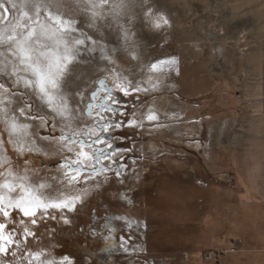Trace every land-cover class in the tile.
<instances>
[{
	"label": "rangeland",
	"instance_id": "obj_1",
	"mask_svg": "<svg viewBox=\"0 0 264 264\" xmlns=\"http://www.w3.org/2000/svg\"><path fill=\"white\" fill-rule=\"evenodd\" d=\"M126 3L128 9L118 23L98 20L92 30L71 0L63 10L84 20L85 32L116 50L115 70L129 79L147 80L141 68L146 73L150 62L176 58L172 71L153 79V90L139 93L142 102L136 94L126 96L113 89L114 122L124 121L127 109L147 107L157 110L158 120L104 133L127 167L101 161L110 163L113 171L98 173L94 184L81 181L87 195L74 209H49L48 215L56 219H38L36 225L15 210L8 218L0 214V222L15 228V234L22 232L21 219L35 233L16 258L10 252L0 255V261L27 264L32 258H22L24 254L40 252L32 264L64 255L73 264H264V0ZM148 7L162 14L168 25L157 30L144 23ZM121 25L131 36L136 60L130 59L120 39ZM84 56L93 67L81 82L86 96L79 105L84 110L80 118L95 123L96 109L87 115L90 92L101 77L113 86L108 71L112 66L100 61L99 53ZM6 79L0 77V82ZM103 95L101 89L97 99ZM4 107L0 104V110ZM12 107L8 105L9 116ZM75 120L66 117L54 130L44 128L42 135L51 142L33 141V147L26 130L9 138L0 111V184L23 183L34 195L53 200L80 194L79 186L66 191L61 184L68 171L61 167L62 157L74 158V153L59 150V143L66 142L51 140L61 131H79ZM5 194L7 190L0 188V195ZM108 236L112 238L105 239Z\"/></svg>",
	"mask_w": 264,
	"mask_h": 264
},
{
	"label": "snow or ice",
	"instance_id": "obj_2",
	"mask_svg": "<svg viewBox=\"0 0 264 264\" xmlns=\"http://www.w3.org/2000/svg\"><path fill=\"white\" fill-rule=\"evenodd\" d=\"M65 3L66 0H0V56L4 57L0 61V77L7 78L5 82H0V104L5 106L0 111L9 128V138L18 131L26 130L31 133L28 144L33 147V141L50 143L49 136L42 135V130H54L57 124L65 122L66 117H76L75 123L79 128V131L73 129L69 135L61 131L58 136H52L51 140L66 142L59 143V150L74 153V158L73 155L62 157L64 163L61 167H66L68 171L64 173L65 179L61 184L66 186V191L79 186L80 194L65 198L58 195L53 200L51 196L34 195L23 183L16 185L5 180L0 184V188L7 190V194L0 195V214L8 218L15 210L22 218H27L31 225H36L38 219H56L55 216L48 215L49 209H59L61 212L74 209L76 201L87 195V189L83 188L81 181L94 184L98 173L113 171L110 163L101 164V161H111L120 168L127 167L126 162L120 163L123 154L112 150V143L107 141L104 133L112 127L120 128L125 124L141 128L145 120L157 121L158 115L153 107L137 111L127 109L123 113L125 120L114 122L111 118L112 106L116 103L113 89L126 96L136 94L135 99L142 102L139 93L153 90L156 87L153 79L158 80L160 76L166 75L178 63L175 57L157 59L146 66V73L141 68V76L147 75V80H136L135 77L129 79L115 70L113 53L116 50L109 49L85 32V21L76 19L71 12L63 10ZM71 3L86 17V27L89 30L96 26L98 20L111 18L118 23L121 14L128 9L126 0H71ZM146 3L147 0H142V4ZM142 20L157 30L169 23L162 14H154L151 7L146 9ZM120 39L127 45L125 50L130 59L136 60L137 56L129 43L131 36L122 25ZM84 53H88L90 57L99 53V60L112 66L108 71L113 76V86L109 87L106 78L101 77L98 87L90 92L87 115L91 116L95 108V123L80 118L84 110L79 105L86 96V92L81 89V82L93 67L92 60L86 58ZM145 84H151L152 88L145 87ZM101 89L104 90V95L98 100ZM8 105H13L10 109L12 116H9ZM2 143L3 140L0 139V144ZM20 150L23 151V147ZM114 174L120 176L121 172L115 170ZM104 179L107 180V177ZM64 222L69 223L66 217ZM20 224L22 232L15 234V228L0 222V255L7 257L11 252L12 257L16 258L21 245L26 247L27 238L35 235L26 226L24 219H21ZM41 255L40 252H30L22 258L39 260ZM32 259H27V264H32ZM0 264L5 262L0 261ZM40 264H73V261L68 255H64L60 260L46 258Z\"/></svg>",
	"mask_w": 264,
	"mask_h": 264
}]
</instances>
